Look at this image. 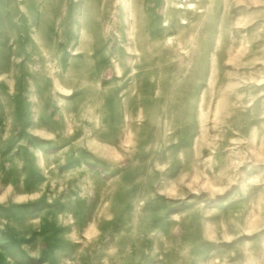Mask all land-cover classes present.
Here are the masks:
<instances>
[{"label": "rangeland", "instance_id": "rangeland-1", "mask_svg": "<svg viewBox=\"0 0 264 264\" xmlns=\"http://www.w3.org/2000/svg\"><path fill=\"white\" fill-rule=\"evenodd\" d=\"M0 264H264V0H0Z\"/></svg>", "mask_w": 264, "mask_h": 264}, {"label": "bare ground", "instance_id": "bare-ground-1", "mask_svg": "<svg viewBox=\"0 0 264 264\" xmlns=\"http://www.w3.org/2000/svg\"><path fill=\"white\" fill-rule=\"evenodd\" d=\"M193 7V6H192Z\"/></svg>", "mask_w": 264, "mask_h": 264}]
</instances>
